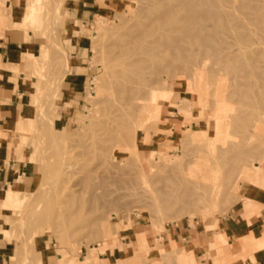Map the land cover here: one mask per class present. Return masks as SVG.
<instances>
[{
	"label": "rangeland",
	"instance_id": "rangeland-1",
	"mask_svg": "<svg viewBox=\"0 0 264 264\" xmlns=\"http://www.w3.org/2000/svg\"><path fill=\"white\" fill-rule=\"evenodd\" d=\"M15 1L0 0L5 23H0V35L10 28L30 35L21 55L20 71L12 72L15 75L21 72L25 82L24 89H27L20 108L21 112L24 107L26 111L23 121L20 119L12 127L8 123L9 129L1 131L4 133L1 143L8 148L9 158L19 164L29 161L34 171L24 189L20 187L21 173L16 171L15 183L7 184L0 191V247L10 248L3 252L7 264H38L41 256L45 264L41 250L44 237L58 254V264H89L86 257L91 248H94L96 264H101L102 255L110 256L114 248L125 249V238L127 241L135 239L136 243L129 246L136 249L127 259H119L120 264H201L205 256L180 239L178 241V236H172L173 231L167 238L166 234L186 223L192 228H200L203 223L211 226L206 222L215 223L218 217L244 204L251 188L263 183L264 78L224 71L215 61L209 60L211 65L208 64L207 73L199 79V59L187 68L182 60H174L154 74L157 82L151 87L145 86L146 96L139 94L130 101L135 117L125 116L122 120L134 125L128 134L130 138L120 136V141L107 140L96 147L92 145L94 138L101 136L93 134L90 112L99 87L97 83L105 71L101 50L108 32L119 28L131 15L132 4L129 0H19L20 4L13 7ZM82 2L89 14L79 18L73 8L77 6L81 11ZM31 3L38 9L36 26L26 27ZM58 17L61 22L52 27L53 20ZM72 38L84 44L82 58L74 57L69 50ZM26 52L35 56L28 58ZM65 60H68L69 76L76 80L73 105L61 94V82L66 77L63 76ZM260 64L264 65V58ZM219 89L225 95L221 96ZM248 90L249 95L242 97L241 94ZM156 92L165 94L163 104L157 107L152 102ZM240 112H245L250 120L235 122L232 117ZM220 117H227V120L216 133ZM171 123L175 124L173 130ZM206 127L205 140L202 135ZM197 131H201L202 138ZM215 137L219 147L209 152ZM21 152L23 157H20ZM201 155L203 159H197ZM207 155L209 157L204 160ZM203 162L207 172L209 168L214 172L205 173V167L201 168ZM69 164H73L71 168ZM193 166L199 173L204 171L207 179L202 172L199 176L194 173ZM245 167H249L248 172ZM216 172L217 175L227 174L236 185L223 186L220 198L212 202L201 195L195 196L191 189L190 195H185L190 186L182 180L206 181ZM99 183L106 195L93 200L91 193ZM64 188L63 196L59 194L56 199L51 196L54 189ZM73 189L79 193L77 198H82L83 205L77 203L66 210L73 217L71 222L60 226L39 224L37 220L32 223L36 214L30 215L31 208L43 210L44 205L53 200L71 201ZM49 190L51 195L41 201L42 192ZM155 190L169 194L166 209L148 208L149 194ZM255 207L258 212L259 207ZM52 212L59 214L60 206H55ZM240 241L229 246L226 238L219 235L210 247L217 248L218 257L228 254L234 260L248 258L252 261L254 252L264 248V239H259L253 244H240V253L231 255L233 249L226 247L232 248ZM224 244L227 245L223 247ZM184 259L187 261L183 262ZM0 264L5 262L0 261Z\"/></svg>",
	"mask_w": 264,
	"mask_h": 264
},
{
	"label": "bare ground",
	"instance_id": "bare-ground-1",
	"mask_svg": "<svg viewBox=\"0 0 264 264\" xmlns=\"http://www.w3.org/2000/svg\"><path fill=\"white\" fill-rule=\"evenodd\" d=\"M129 1L130 4H132L131 6L129 5L130 10L131 7H133L130 12L131 15L120 25V27L118 25L119 28L108 32L109 36L105 40L103 50H101L104 55L102 62L105 71L101 80L98 79L99 81L97 84L99 87H97V94L93 97L94 101L90 112L92 117L91 126L94 131L93 134L100 135L101 137L94 138L92 145L97 147V145H101L107 140L115 142L116 139L119 140L124 135L129 137L128 134L131 131V126L134 125L133 123L123 122L122 120L125 119V116L129 117L135 113L130 101L139 96V94L146 96V92L144 91L146 89L145 86L151 87L152 84L157 82L154 79V74L174 60H182L184 67L187 68L193 64L195 60L197 61L199 59V79H202L203 75L207 73L208 66L211 65V61L209 60L215 61V63L222 67L221 69L224 71H235L240 74H247L249 76L254 75L261 79L264 78V65H259V62L264 58V0ZM37 11L36 4L31 3L28 5L26 27L36 26ZM2 13L3 12L0 11V23H4V21H2ZM60 22V17L55 18L52 22V27L57 24L59 25ZM4 24H1V26L4 27ZM12 24L13 23L11 22L9 25H6L11 27ZM2 66L4 65L0 62V67ZM68 70V60H65V70L64 72L62 71L63 76H66ZM211 73L212 72H210V74ZM238 85L241 86L240 83H238ZM220 89L222 90V88ZM220 89L218 90L220 95H225V92ZM249 90L241 94V96L247 97L250 92ZM201 93L202 92H200V94ZM164 95V92L153 93L152 102L156 107L163 104L161 101H164L162 99ZM232 118L235 122H246L250 120L245 112H240ZM217 120L218 125L215 131L216 133L219 132L220 128L224 125L227 117H220ZM207 131L206 127V133L202 135L204 136V139L208 136ZM200 133L201 131L198 132L197 135L200 136ZM120 136L121 138H119ZM215 142L216 137L214 142L210 145L209 152L211 149L216 151L219 147ZM222 144H225V142ZM247 145H249V143ZM227 153H225V155ZM212 155H214V153ZM203 156L204 155H201L197 159H203ZM208 157L209 156L207 155L204 160ZM204 162L207 166V162ZM205 163L201 164V168L203 166L205 167ZM71 165L73 164H69L68 167L71 168ZM196 165L197 167L200 166L199 160L196 161ZM246 168L247 167H245L244 170L248 172L249 167L248 169ZM206 169L208 168L205 167L203 170ZM192 170L193 169L190 171ZM198 170L200 171L201 169ZM244 170L242 171L245 173ZM209 171L210 168L208 172ZM196 172L197 170L194 173ZM201 172L203 173L204 171ZM208 172L207 170L205 171V173ZM213 172L214 171H212V173ZM198 173L199 172H197V175ZM200 173L199 175H201ZM212 173L211 177L208 176V180L206 181H202L201 179V181L199 179L198 181L194 179L199 175L197 177L194 176V181L190 178V180H184L185 182L182 180L183 183L190 186V188L187 189L186 194H184L190 195L191 189L195 196L201 195L203 198L212 202L220 198L223 192V189H221L223 186L227 185L228 188H232L236 185V183L234 184L232 183L233 181H230L227 174L218 173L217 175L216 172V174L212 175ZM206 177L204 174V178ZM199 178L202 177L200 176ZM52 184L53 183H51V186ZM75 186L76 185L73 187ZM101 186L102 185L99 183V185L93 188L91 193L93 200H98L100 197L106 195V192H104L102 188L103 186ZM63 191H65V188L54 189L52 195L50 194L51 190L47 192L43 191L40 200L42 201L50 195L56 199V197H58ZM76 192L77 190L73 189V200L71 201L57 202L56 200H53L51 202L48 201L46 205H44L45 208H43V210H40L39 208L37 209L36 207L35 210H33L34 208H31L34 213L30 209V215L32 214L31 216H35L36 214L35 217H37L36 219L34 217V220L32 219V223L37 220L39 224L55 223L57 226H60L65 225L67 221L71 222L70 219L73 217L66 213V210H69L77 203L83 205L82 198H77L79 193ZM63 194H61V196H63ZM149 198L150 204L148 208L161 211L166 209L167 205H169V194L164 190L151 191ZM58 205L61 208V212L55 215L52 210ZM27 212L29 213V211ZM94 253V248H91L90 253L86 257L89 259V264H96L97 259L95 258ZM186 261L187 260L184 259L183 262ZM37 262L40 264V257ZM5 264H7V262H5ZM195 264H197V262H195Z\"/></svg>",
	"mask_w": 264,
	"mask_h": 264
},
{
	"label": "crops",
	"instance_id": "crops-1",
	"mask_svg": "<svg viewBox=\"0 0 264 264\" xmlns=\"http://www.w3.org/2000/svg\"><path fill=\"white\" fill-rule=\"evenodd\" d=\"M19 2V0H16L12 6L17 7L20 4ZM82 6L83 9L81 11L78 10L77 6L73 8L76 10V17L82 18L83 15L87 16L89 14L88 8L84 6L83 2ZM27 36L29 37L30 35L28 33L18 32L16 28L7 29L3 35H0V62L4 65L0 67V191L7 184L15 183L16 177L14 173L16 171H20L21 173L20 187L24 189L34 171V165L29 161L19 164V161L9 158L7 154L8 148L4 147L1 143L4 140L2 138L4 133L1 131H7L9 129L8 123L12 127L20 119L23 121V115L26 111L25 107L23 112H21L20 108L27 89H24L25 82L22 80L21 72L18 75L12 72L15 69L18 72L20 71L21 55L28 45ZM71 40L72 43L69 50L74 54V57L82 58L83 53L81 49L84 48V44L80 43V39L78 38H72ZM33 44L35 45V43ZM26 54L28 58L35 56L30 52H26ZM61 85L62 97L67 98L68 103L73 105L76 96V80L67 73ZM174 125V123H171L170 129L173 130ZM9 135H11V132ZM20 157H23L22 152L20 153ZM256 205L259 207L258 212L255 207ZM206 223H210L211 226H206L205 223L200 228L198 226L192 228L188 223L184 224L182 228L175 226L174 230L171 229L167 232L166 238L173 231L172 236H178V241L180 239L185 245H190L191 249L198 250L202 256L206 257L202 258L201 264H264L263 247L254 252L253 261L248 258L234 260L228 254L218 257L217 248L215 246L210 247V244L216 242L219 235H223L226 238V243L229 246H231L232 242L241 239L240 243L234 247H226L227 250L233 249L231 250L232 252L230 251L231 255L239 254L240 244H253L259 239H264V181L260 186L257 185L251 188L249 198L244 204H241L225 216L218 217L215 223L211 221ZM124 242L127 245L125 249L119 251L114 248L110 256L107 254L102 255L100 257L101 264H116V262L120 264L118 262L119 259H127L128 255L130 253L132 254L136 249L129 245L136 243V240L131 239L127 241L125 238ZM41 243L45 264H58V254L50 248L48 239L44 237ZM227 244H224L223 247ZM5 251H10V248L0 247L1 262H6L3 258V252ZM42 260L43 256L40 257V264H42Z\"/></svg>",
	"mask_w": 264,
	"mask_h": 264
}]
</instances>
